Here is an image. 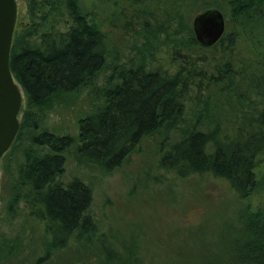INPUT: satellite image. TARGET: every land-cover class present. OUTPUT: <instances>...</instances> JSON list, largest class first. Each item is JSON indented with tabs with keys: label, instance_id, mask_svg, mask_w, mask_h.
<instances>
[{
	"label": "trees",
	"instance_id": "1",
	"mask_svg": "<svg viewBox=\"0 0 264 264\" xmlns=\"http://www.w3.org/2000/svg\"><path fill=\"white\" fill-rule=\"evenodd\" d=\"M52 1L31 0L32 25L16 24L12 36L8 65L25 104L8 151L21 148L25 132L29 147L9 173L24 192L13 194L5 216L22 227L19 234L0 230V264H152L138 235L118 240L111 229L99 233L91 187L62 178L67 154L109 173L153 135H164L167 144L156 165L161 173L180 180L208 175L248 202L235 236L209 263L264 264V207L251 210L250 203L264 186V0H98V7L94 0L90 8L80 0ZM126 6L140 13L133 14L140 49H170L174 70L140 60L115 71L101 91L102 105L79 120L76 135L40 131L38 115L40 121L102 70L107 36L97 17L107 9L111 22ZM212 9L226 27L204 47L191 18ZM193 45L207 54L193 58Z\"/></svg>",
	"mask_w": 264,
	"mask_h": 264
},
{
	"label": "rangeland",
	"instance_id": "2",
	"mask_svg": "<svg viewBox=\"0 0 264 264\" xmlns=\"http://www.w3.org/2000/svg\"><path fill=\"white\" fill-rule=\"evenodd\" d=\"M93 2L80 0L84 8H90ZM15 3L16 24L32 25L28 15L31 0H15ZM94 5L100 6L99 1L96 0ZM107 11L97 17L103 22L107 36L108 51L102 70L77 95L69 96L63 103L43 112L40 121L38 115L40 131L59 136L76 135L79 120L102 105L101 91L115 71L134 66L140 60L152 68L174 70L175 60L170 49L155 52L148 47L140 49L135 31L136 17H133V14H140L136 9L126 6L123 13L116 9L118 17L111 22ZM195 16L191 18V28ZM36 26L40 24L36 23ZM55 28L64 30L66 25ZM189 52L193 58L207 54L197 45L191 46ZM24 104L23 98V107ZM18 120H21V115H18ZM163 136L144 138L126 161L109 173L85 168L67 154L62 181L66 183L76 178L89 185L93 191L90 215L99 233H107L111 229L118 240L125 234L138 235L152 264H210L213 256L209 255L221 253L224 240L235 236L239 216L248 202L238 200L224 182L208 175L180 180L157 170L160 152L167 146L163 144ZM174 137L175 134L170 133V138ZM27 143L25 132L20 141L21 148L8 151L10 153L0 161V230L10 234H19L22 223L13 219L8 221L6 206L13 194L24 191L15 190L9 173L14 169L22 148L29 147ZM250 203L251 210L264 207V186L254 194ZM22 230L26 236L31 232L27 227ZM37 235L38 232H34L32 237Z\"/></svg>",
	"mask_w": 264,
	"mask_h": 264
},
{
	"label": "water",
	"instance_id": "3",
	"mask_svg": "<svg viewBox=\"0 0 264 264\" xmlns=\"http://www.w3.org/2000/svg\"><path fill=\"white\" fill-rule=\"evenodd\" d=\"M16 16L15 0H0V161L17 134L24 98L8 65ZM192 31L200 45L213 46L225 31L223 14L215 9L197 14L192 20Z\"/></svg>",
	"mask_w": 264,
	"mask_h": 264
}]
</instances>
